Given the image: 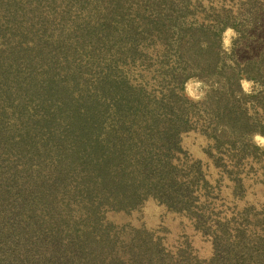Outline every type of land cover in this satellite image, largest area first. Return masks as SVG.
<instances>
[{
	"label": "trees",
	"instance_id": "trees-1",
	"mask_svg": "<svg viewBox=\"0 0 264 264\" xmlns=\"http://www.w3.org/2000/svg\"><path fill=\"white\" fill-rule=\"evenodd\" d=\"M187 133L204 159L182 148ZM255 134L264 0H0V264H264ZM148 200L212 256L105 220Z\"/></svg>",
	"mask_w": 264,
	"mask_h": 264
},
{
	"label": "rangeland",
	"instance_id": "rangeland-1",
	"mask_svg": "<svg viewBox=\"0 0 264 264\" xmlns=\"http://www.w3.org/2000/svg\"><path fill=\"white\" fill-rule=\"evenodd\" d=\"M236 33L231 27L225 28L222 33L221 47L225 54L231 52L232 40ZM241 88H250V91L256 88L255 82L249 79L241 80ZM206 90V85L196 78L188 79L184 84L185 94L194 100L200 99ZM249 91V92H250ZM246 92V91H245ZM252 141L264 149V136L255 134ZM180 144L183 149L189 153L192 158H202L199 148V137L194 133H187L182 136ZM246 198L253 199L251 194H246ZM220 214L225 212L220 209ZM228 212V211H226ZM105 220L114 223L117 226L129 225L132 227L144 228L157 237L161 244L175 252L177 248L189 244V250L197 259L207 261L212 256V245L208 237L195 231L187 218L172 212L166 211L161 205L148 200L141 208L132 212L108 211L105 213Z\"/></svg>",
	"mask_w": 264,
	"mask_h": 264
},
{
	"label": "clouds",
	"instance_id": "clouds-1",
	"mask_svg": "<svg viewBox=\"0 0 264 264\" xmlns=\"http://www.w3.org/2000/svg\"><path fill=\"white\" fill-rule=\"evenodd\" d=\"M245 91H246V92H249V91H250V88H245Z\"/></svg>",
	"mask_w": 264,
	"mask_h": 264
}]
</instances>
